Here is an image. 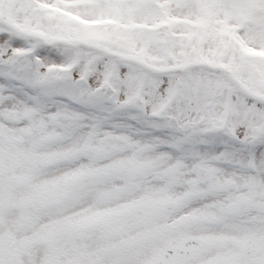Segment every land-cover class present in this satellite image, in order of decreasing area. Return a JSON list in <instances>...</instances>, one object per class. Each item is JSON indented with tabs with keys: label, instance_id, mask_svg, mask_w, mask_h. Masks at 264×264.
I'll use <instances>...</instances> for the list:
<instances>
[{
	"label": "snow or ice",
	"instance_id": "snow-or-ice-1",
	"mask_svg": "<svg viewBox=\"0 0 264 264\" xmlns=\"http://www.w3.org/2000/svg\"><path fill=\"white\" fill-rule=\"evenodd\" d=\"M0 264H264V0H0Z\"/></svg>",
	"mask_w": 264,
	"mask_h": 264
}]
</instances>
